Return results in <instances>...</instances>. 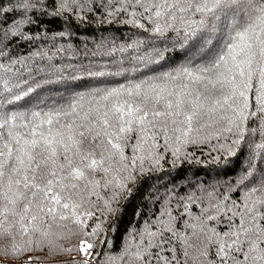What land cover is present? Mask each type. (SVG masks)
I'll return each mask as SVG.
<instances>
[{"label": "snow or ice", "instance_id": "1", "mask_svg": "<svg viewBox=\"0 0 264 264\" xmlns=\"http://www.w3.org/2000/svg\"><path fill=\"white\" fill-rule=\"evenodd\" d=\"M69 3L59 0L57 10ZM129 6L153 33L188 43L190 63L28 112L4 110L5 102L35 89L5 97L20 85L0 65V257L34 248L70 253L60 241L97 234L87 229L100 202L112 211L129 170L155 159L159 137L215 124L239 144L245 122L264 118V0H129ZM18 7L27 11L33 0ZM244 171L243 198L221 194L179 227L170 214L149 225L125 264H264V176H253L251 164ZM92 248L81 239L76 250L84 259L72 264H87Z\"/></svg>", "mask_w": 264, "mask_h": 264}, {"label": "trees", "instance_id": "2", "mask_svg": "<svg viewBox=\"0 0 264 264\" xmlns=\"http://www.w3.org/2000/svg\"><path fill=\"white\" fill-rule=\"evenodd\" d=\"M18 3L0 0V65L20 85L3 95L11 98L30 85L35 90L5 102V111L28 112L96 89L129 87L190 63L184 54L189 44L171 33L164 37L153 33V25L129 6V0H70L59 11V0L56 5L53 0H33L34 7L27 11ZM235 139L215 124L193 127L186 136L177 132L159 137L155 159L129 170L132 178L118 192L112 211L100 202L87 229L89 233L97 229V234L60 241L73 249L70 253L53 255L34 248L0 257V264H24L28 256L31 264L82 261L76 250L81 239L93 244L87 264H125L124 258L141 243L149 225L170 214L179 227L185 218L210 209L221 194L243 198L239 180L250 164L253 176H264V118L250 117L241 142L232 144ZM76 252L80 257L74 256Z\"/></svg>", "mask_w": 264, "mask_h": 264}, {"label": "rangeland", "instance_id": "3", "mask_svg": "<svg viewBox=\"0 0 264 264\" xmlns=\"http://www.w3.org/2000/svg\"><path fill=\"white\" fill-rule=\"evenodd\" d=\"M75 257H77V256H79L80 257V255L76 252V254L74 255Z\"/></svg>", "mask_w": 264, "mask_h": 264}]
</instances>
